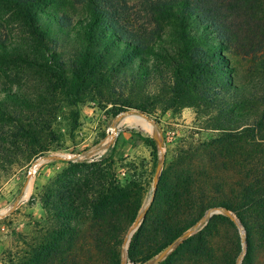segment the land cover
Segmentation results:
<instances>
[{"label":"trees","instance_id":"trees-1","mask_svg":"<svg viewBox=\"0 0 264 264\" xmlns=\"http://www.w3.org/2000/svg\"><path fill=\"white\" fill-rule=\"evenodd\" d=\"M45 1L0 0V6L10 8L20 19L29 41V46L18 48L5 47L0 41V61L11 60L36 69L37 77L45 83L44 96L49 97L50 88L56 90L58 86L73 106L81 101L83 94L99 95L103 91L100 87L105 86L117 98L124 97L125 92L129 94L124 103L117 105L118 111L135 109L143 114L153 111L161 96L149 102L145 94L149 93L148 85L159 79L157 75L163 78L161 71H152L143 61L147 43L122 27L117 8L101 0H90L93 20L83 31L87 36L86 50L66 62L57 50L63 23L67 20L48 13L41 17L36 10L42 8ZM209 4V7L197 8L190 0H182L152 5L158 17L178 22L182 31L180 39L184 42L176 54L182 62L169 80L164 79L167 82H162L161 86L158 83L160 90L170 94L161 108L162 113L168 109L194 108L199 117H207L206 129L219 134L180 150L167 172L159 178L152 201L127 249V258L134 264H145L176 243L213 207L231 212L243 226L247 253L242 264H253L252 239L261 237L264 242V150L256 135L262 127L260 122L242 130L240 126L231 127L234 119L244 117L235 111L244 92L226 81L225 76L232 77L221 72L216 54L219 50L229 52L240 39L231 17L220 13L214 3ZM56 23L58 29H53ZM202 24L207 28L204 32L208 30L217 36L214 42L207 43ZM189 26H195L198 31L199 43H190L193 38L190 39L186 31ZM261 68L264 71V58ZM95 85V89H88ZM16 96L8 94L7 98ZM145 98L149 104L143 101ZM136 99L140 101L136 103ZM261 101L264 103V97ZM3 105L0 102L1 109ZM27 107L30 105H13L0 110V120L7 129L3 131L6 142L10 148L22 150L24 161L47 151V138L53 135L40 116L53 114L54 108L33 105L36 119H32L25 116ZM47 132L48 135H44ZM138 137L156 155L157 142ZM237 141H242L243 146ZM214 161L220 165L216 172L211 169ZM65 162L67 168L38 196L47 215V227L39 241L26 244L21 254L13 255L10 264H80L79 243L92 245L98 254L107 257L108 264H120L123 235L142 207L141 188L133 182L126 186L117 183L112 172L113 161L108 156L91 162ZM231 172L237 176L233 184L230 183ZM246 213L253 215L251 225L246 221ZM220 222L233 225L225 215H213L203 230L183 239L159 264H179L183 258H210L212 250L208 238L213 236ZM147 243L154 251L138 258V251ZM224 263L234 264L229 257Z\"/></svg>","mask_w":264,"mask_h":264},{"label":"rangeland","instance_id":"rangeland-1","mask_svg":"<svg viewBox=\"0 0 264 264\" xmlns=\"http://www.w3.org/2000/svg\"><path fill=\"white\" fill-rule=\"evenodd\" d=\"M101 1L104 4L114 5L121 15L119 22L122 27L147 43L146 53L142 56L144 60L140 59L145 61L152 71L159 69L163 78L160 79L157 75L159 79L148 85L149 93L145 96L149 97V102L156 97L161 96V98L159 103L154 105L153 111L143 114L135 109H127L120 112L117 110V105L124 103L129 94L125 92L124 97L117 98L111 95L105 86H102L101 94H83L81 101L73 106L64 98L58 86H55L56 90L50 88L51 97L44 96L45 83L37 77L36 69L26 68L24 64L11 60L0 61V102L4 103L3 108L10 109L13 105L21 107H25V104L30 105L25 108L24 113L32 119H36L33 105L40 104L42 107L49 105L54 108L53 114L46 113L40 116L41 120L46 121L45 128L53 132V135L47 138V151L27 161H24L21 149L8 146L3 134V131L7 132V129L2 125L4 122L0 120V264H10L13 255L21 254L26 244H34L41 238L48 222L38 196L43 193L44 187L49 182L67 168L65 161L91 162L102 157H110L113 161L112 172L115 181L122 186L133 182L135 186L141 188L143 201L140 215L152 201L153 179L158 163L163 161L158 176L159 181L180 150L214 139L219 134L217 131L206 129L207 117H199L194 108L168 109L163 113L161 110L170 94L167 90H160L158 83L160 82L161 86L162 82H167L164 79L169 80L176 67L182 62L176 54L177 49L184 42L180 39L182 31L178 22L158 17L152 11V5L182 0ZM190 1L197 8L209 7V2L214 3L220 9V13L225 12L226 16L228 14L234 22L233 27L240 41L237 39L239 42L235 41L229 52L219 50L216 54L221 62L219 65L221 72L232 77L225 76L226 81L229 85L240 87L244 92L239 99L241 102L239 108L235 109L244 117L234 119L235 123L233 122L231 127L240 126L239 130H242L260 122L262 128L256 135L259 138L258 142L262 145L260 148L264 150V103L261 101L264 97V71L261 68V60L264 58V0ZM92 8L90 0H46L45 5L36 10L41 17L48 13L49 16L54 15L67 20L63 23L62 40L57 50L66 62L69 61L68 58L72 56L75 58L86 50L87 36L83 34V31L87 30V26L93 20ZM199 13L201 17L204 16L203 13ZM205 27L206 25L201 27L202 32L205 33L204 38L207 43L214 42L217 36L208 30L204 32L207 29ZM52 28L58 29V24L56 23ZM186 31L189 38H193L190 43H197L198 31L195 26H189ZM0 41L5 47L10 48L29 46L25 28L20 19L5 6H0ZM95 87L96 85L88 89H95ZM13 93L17 95L16 98H7L8 94ZM139 101L140 99H136L135 102ZM143 101L149 104L146 98ZM2 109L0 108L1 111ZM44 109L47 111L46 107ZM44 135H48V132ZM138 136L151 138L161 143L162 150L157 149L154 155L151 148L146 146ZM237 143L243 146L242 141ZM236 148L237 151L240 150V146L237 145ZM53 157L56 158L53 159ZM39 161L41 164L36 166ZM214 164L211 165V169L216 172L220 165L216 161ZM34 170H36L35 173H33ZM230 175V183L233 184L237 181V176L233 172ZM245 218L251 225L253 215L246 213ZM237 221L241 225L238 219ZM134 222L125 231L123 243ZM141 222L142 220L131 237ZM207 222L200 225L193 235L203 230ZM241 227L246 246L243 260L247 253V240L246 232L242 225ZM131 237L126 249L129 247ZM208 239L212 250L210 258H183L179 264H225L224 259L227 257L231 263L238 264L242 254V242L234 223L233 225L228 222L217 223L213 236ZM181 241L179 239L164 250L168 251L165 258ZM82 244L79 243L77 247L80 264H108L107 257L98 254L92 245ZM153 251L154 248L147 243L138 251V258ZM120 253V264H134L128 260L127 251L125 252L123 245ZM160 254L145 264H153ZM252 258L253 264H264V242L261 237L252 239Z\"/></svg>","mask_w":264,"mask_h":264},{"label":"water","instance_id":"water-1","mask_svg":"<svg viewBox=\"0 0 264 264\" xmlns=\"http://www.w3.org/2000/svg\"><path fill=\"white\" fill-rule=\"evenodd\" d=\"M157 149L159 151L162 150V146H161V143L157 142ZM56 157H53V159H55ZM41 162L39 161L37 165H40ZM162 165H163V161H160V163H158V165L156 166V170H155V175H154V179H153V194L156 190V187H157V183H158V176L160 174V171H161V168H162ZM29 176L31 177V173H29ZM149 205V204H148ZM144 213L145 211H143L135 220L133 226L131 227V229L128 231V235L126 237V239L124 240V243H123V248L125 249V252L127 251L126 247L128 245V242H129V239L131 237V234L133 233V231L138 227L140 221L143 219L144 217ZM215 214H223L225 215L226 217H228L237 227L238 231H239V234L241 236V242H242V254L240 255L239 259H238V264H241L242 262V257L245 253V241H244V233H243V230H242V227L241 225L239 224V222L237 221V219L232 215L231 212H228L226 211L225 209L221 208V207H213V208H210L208 209L205 214L203 215V217L200 219V221L189 231H187L182 237H181V240L187 238V237H190L191 235H193L197 228L202 225L203 223H206L209 218H211L213 215ZM2 216V215H1ZM168 253V251H164L163 253H161L153 262V264H158L160 263L166 256V254Z\"/></svg>","mask_w":264,"mask_h":264},{"label":"bare ground","instance_id":"bare-ground-1","mask_svg":"<svg viewBox=\"0 0 264 264\" xmlns=\"http://www.w3.org/2000/svg\"><path fill=\"white\" fill-rule=\"evenodd\" d=\"M131 115H135V114H131ZM137 115H138V114H137ZM138 116L143 117V116H141V115H138ZM143 118H145V117H143ZM145 119H146V118H145ZM148 127H150V126L148 125ZM154 134H155V129H154L153 135H154ZM35 171H36V170H34L33 173H35Z\"/></svg>","mask_w":264,"mask_h":264}]
</instances>
